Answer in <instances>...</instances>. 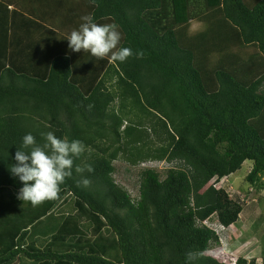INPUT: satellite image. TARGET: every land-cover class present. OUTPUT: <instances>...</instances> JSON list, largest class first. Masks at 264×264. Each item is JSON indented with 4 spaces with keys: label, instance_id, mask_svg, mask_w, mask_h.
<instances>
[{
    "label": "trees",
    "instance_id": "trees-1",
    "mask_svg": "<svg viewBox=\"0 0 264 264\" xmlns=\"http://www.w3.org/2000/svg\"><path fill=\"white\" fill-rule=\"evenodd\" d=\"M0 1L19 8L25 26L48 30L41 35L53 49L37 55L31 31L19 62L12 43L10 52V43L2 49L0 42V189L17 195L22 187L9 169L25 134L38 143L48 131L81 140L86 148L74 158L72 176L55 200L40 204L75 223L63 237L67 245H89L69 196L75 212L84 206L105 223L120 253L113 261L93 249L26 250L22 230L10 235L0 264L20 255L31 264H224L210 253L217 236L198 220L215 215L229 226L242 211L212 178L222 180L245 161L247 182L264 176V0ZM89 14L116 24L118 47L134 54L120 63L69 49L66 38ZM118 159L171 165L163 174L141 169L134 198L113 178ZM8 213L0 214L4 233L18 220V211Z\"/></svg>",
    "mask_w": 264,
    "mask_h": 264
},
{
    "label": "clouds",
    "instance_id": "clouds-1",
    "mask_svg": "<svg viewBox=\"0 0 264 264\" xmlns=\"http://www.w3.org/2000/svg\"><path fill=\"white\" fill-rule=\"evenodd\" d=\"M81 20L83 22L79 27L66 38L68 47L72 51H88L92 56L101 59L109 56L112 62L120 63L125 62L128 57L134 54L130 47H118L121 33L116 24H99L95 22L94 16L91 14L82 16ZM135 55L139 57L142 53L137 52ZM40 135L43 143H38L36 137L30 132L23 136L21 149L16 151L15 163L9 169L11 175L22 183V187L17 193V199L22 202H30L32 205H38L46 200H55L58 197L61 185L66 178L72 176L74 158L79 157L86 148L81 140L69 141L58 137L52 131L43 132ZM76 171L83 172L84 169L78 167ZM87 171H93L90 165L87 166ZM226 178L217 180L214 177L210 182L215 188H222L226 191L224 188ZM79 183L87 187L90 181L83 178ZM226 192L228 193V191ZM228 195L230 194L228 193ZM217 219L213 215L210 218L198 220L199 226L212 230L218 238V245L212 246L210 253L215 258L221 257L224 264H235L237 258L245 259L234 255L230 247V228L237 222L225 226Z\"/></svg>",
    "mask_w": 264,
    "mask_h": 264
},
{
    "label": "crops",
    "instance_id": "crops-1",
    "mask_svg": "<svg viewBox=\"0 0 264 264\" xmlns=\"http://www.w3.org/2000/svg\"><path fill=\"white\" fill-rule=\"evenodd\" d=\"M21 13L20 9L11 3L0 1V42H2V49L5 48L3 43L7 42L10 43L11 52L12 43L15 51V55L12 56L19 61L21 57L23 58L28 53L26 47L30 46L29 43L31 41L27 40L26 35H29L32 31L34 32L35 38L32 42L36 45V54L41 56V58L48 57L53 49L52 47H49L47 41L45 42L46 38H43L41 35L42 32L47 33L48 30L42 28L39 29L35 26L32 28V23H29L27 25L28 27L25 26V23L29 20H26L25 16H22ZM48 40L51 42L49 38ZM15 197H17V195L13 193H9L8 195L0 193V202L5 203L6 205L0 204L1 216L4 211L5 213H8L9 210L12 211V213L17 211L11 207L14 205L10 206L9 203L16 202L17 205H19V208H21L20 204L22 201ZM2 198H4V200L1 201ZM65 200L71 202L73 215H80L81 217L79 219H81V223L86 224L87 231L84 233L85 235H83L86 236V239L82 243H89V245H67L65 243L66 240H64L63 237L68 239V229L72 228L75 223L67 221L59 215H54L52 210H46V208L42 207L40 204L27 207V212L24 208H22L21 212L18 211V220L14 218V224L9 228L7 233H4L0 229V254L12 246L10 240L11 236L18 234L22 230H27L28 235L25 243L26 250L65 252L71 249H85L86 251H92L93 249V251H98L97 253L108 258L105 249L107 247L110 248L112 245H106V243L109 242L108 244H113L115 242V237L110 232L106 231L105 223L102 220H97L96 217L90 214L84 206L78 212H75V210H78L79 206L75 207L69 196H66ZM4 206L6 210L4 209ZM49 214L52 216L50 215L46 217ZM118 259L120 260V256ZM15 264H31V260L24 255H20ZM37 264H53V262H39Z\"/></svg>",
    "mask_w": 264,
    "mask_h": 264
},
{
    "label": "rangeland",
    "instance_id": "rangeland-1",
    "mask_svg": "<svg viewBox=\"0 0 264 264\" xmlns=\"http://www.w3.org/2000/svg\"><path fill=\"white\" fill-rule=\"evenodd\" d=\"M196 27V24L192 25V29H196ZM113 165L115 167L114 180L135 198L138 194V174L141 169L147 167L154 168L163 174L165 169L170 167L171 164L146 161L137 166H130L125 161L118 159L114 161ZM250 170L251 161H245L238 171L227 176L226 181L224 180V188L231 195V198L242 205L239 220L230 228L229 242L234 255L244 257L249 262L248 264H261L262 257L264 256V176L261 178V182L251 184L246 180V175ZM2 189H0V193L8 195L10 193L8 189L11 188L5 187ZM11 191L14 190L11 189ZM9 204L10 206L14 205L11 207L19 212L22 211V208L27 212V207L35 206L27 201L19 203L21 208H19L16 202ZM42 207L46 208V205H42ZM17 211L14 213L9 211L8 215L15 216L17 215ZM108 243L106 245L112 246L110 248L107 247L105 253L109 259L117 260L119 258L117 245L115 242L113 244Z\"/></svg>",
    "mask_w": 264,
    "mask_h": 264
}]
</instances>
